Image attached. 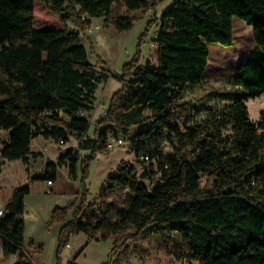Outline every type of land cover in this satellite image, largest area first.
I'll return each mask as SVG.
<instances>
[{
	"label": "trees",
	"instance_id": "1",
	"mask_svg": "<svg viewBox=\"0 0 264 264\" xmlns=\"http://www.w3.org/2000/svg\"><path fill=\"white\" fill-rule=\"evenodd\" d=\"M164 1L0 0V173L6 161L27 165L37 157L29 151L36 137L77 141L55 163L46 161L44 174L29 178L54 182L60 167L70 180L80 176L79 199L55 207L47 222L61 224L55 264L78 234L120 236L103 264L137 256L129 241L153 243L188 263L264 264V111L251 121L245 104L264 95V0H173L147 22L157 28L154 66L141 64V38L120 73L108 76L90 63L83 41L93 19L127 32ZM52 18L58 27L49 25ZM233 19L251 29L253 47L231 75L232 88L212 92L221 105L184 100L203 79L208 45H233ZM109 79L120 88L88 137L86 114L97 86ZM110 135L127 137L135 163L121 161L88 202V166L107 151ZM140 156L149 163L138 173ZM202 179L212 187L201 186ZM29 192L15 187L0 215V250L16 256L13 264H33L20 219Z\"/></svg>",
	"mask_w": 264,
	"mask_h": 264
},
{
	"label": "rangeland",
	"instance_id": "2",
	"mask_svg": "<svg viewBox=\"0 0 264 264\" xmlns=\"http://www.w3.org/2000/svg\"><path fill=\"white\" fill-rule=\"evenodd\" d=\"M173 0H165L162 5L156 7L153 11H148L144 17L136 21L133 27L123 33L115 31L112 27L107 29L102 28V19H93L90 33L87 32V40L83 41L86 50L89 54L90 63L103 74L108 76L111 74L120 73L123 64L130 61L139 45L141 64L149 63L154 66L157 61L156 48L152 42L157 30L155 25L147 28V22L151 18H159L163 7L171 3ZM158 6V5H157ZM49 25L58 27L56 18L48 21ZM93 47V54H90L89 46ZM253 47V39L251 29L242 21L233 19V45L231 47H222L217 44L208 45V65L205 70L202 81L199 84L191 85L184 93V100L190 101L192 104L199 107H209L221 105L217 98L212 95L213 91H226L232 88L230 78L242 64L248 51ZM115 84L118 83L109 79L106 84H99L95 92L96 102L93 109L86 114L89 121V129L87 136L91 137L95 128V122L101 117L104 111L107 100L116 91L113 90ZM248 117L251 121L258 120L259 112L264 111V95L255 99L246 101ZM55 141L52 140L51 147ZM77 141L70 138V141L63 147H58L55 142L57 151L61 152L66 147L75 148ZM56 150L53 152L57 154ZM79 157L82 158L86 152L80 151ZM51 155V151L49 152ZM124 161L128 164L135 163L134 155L129 148L128 142L121 146H115L103 154L96 155L88 166V176L85 180L87 190V201L93 202L97 199L100 189L105 185L106 178L115 172L116 166ZM11 162H5V178L9 186L17 187L26 185L30 189L31 197L35 201V210L30 211V217L36 222L37 228H41L43 222L47 219V209L50 205L54 207L65 206L68 203L67 194L54 195L52 190L48 189L44 181L32 180L26 177L24 171L19 169V165L12 166ZM9 167L7 168V166ZM79 183V173L77 175ZM201 186L212 187L210 180L202 179ZM55 196V197H53ZM79 199V198H78ZM29 213V211H28ZM84 236L87 249L78 255L77 264H103L107 261V257L111 247V240L120 238V236L112 237L111 239L102 241L94 238L89 239ZM69 244V243H68ZM131 250L135 249L137 256L132 255L128 258L127 264H198L178 259L170 251L164 250L153 243L139 242L126 243ZM109 247V248H107ZM64 252H67L64 249ZM135 256V257H134ZM8 259L4 257L0 251V264H7ZM66 264V262H64ZM49 264V263H47Z\"/></svg>",
	"mask_w": 264,
	"mask_h": 264
},
{
	"label": "crops",
	"instance_id": "3",
	"mask_svg": "<svg viewBox=\"0 0 264 264\" xmlns=\"http://www.w3.org/2000/svg\"><path fill=\"white\" fill-rule=\"evenodd\" d=\"M163 3L159 4L157 7H159ZM170 4L171 3L163 7L161 11H163ZM119 88H120V85L118 83L117 85L115 84V87L113 90L117 91ZM109 99L107 100V105H108ZM107 105L104 111L102 112V115L106 111ZM51 144H52L51 139H44L40 136L34 138L31 141L29 151L31 154H38V156L29 157L27 165H23L19 160L12 161L13 164L11 165L12 166L19 165L18 166L19 169L24 171L27 178L36 176L38 171L45 165L46 161H50L52 163H55L57 161V158L60 152L57 151L55 147V142L53 143L51 150H49L48 147ZM58 147H61V146H58ZM54 150H56L58 153L55 154L53 152ZM50 151H51V155H49ZM5 167L6 165L4 164L2 171L0 173V210L4 208V206L8 202L11 191L15 188L13 186H9L6 182L7 180L4 176ZM8 167L9 165L7 166V168ZM44 184L46 186L45 182ZM78 186H79L78 178L74 181L68 179L66 168L60 167L57 170L56 180L53 182L52 186H50L48 189L52 190L54 195L67 194L68 203H70L73 199L75 198L78 199L80 197V193L76 195L77 191L79 190ZM54 205L55 204L50 205L48 207L47 219L43 222V224L41 225V228H37L36 222L30 217V211L35 210V201L31 197L30 192L24 198V211H23V215L20 217V219H22L23 224H24L23 246L28 254L29 259L31 260L33 264H47V263L55 264V250L57 246V234H58V230L61 224H56L52 227H49L47 225V222L50 218V214L52 210L55 208ZM69 218H70V215L67 216L66 221ZM68 245H69V248H65L67 252H64V250L62 252L61 264H65L64 262H66V264H77L78 255L80 253L82 254V252H84L87 249V247H85L86 242H85L84 236H82V234H78V235L71 237ZM111 245H112V242H111ZM6 258L8 259L7 264H13L16 260V256H9Z\"/></svg>",
	"mask_w": 264,
	"mask_h": 264
},
{
	"label": "built area",
	"instance_id": "4",
	"mask_svg": "<svg viewBox=\"0 0 264 264\" xmlns=\"http://www.w3.org/2000/svg\"><path fill=\"white\" fill-rule=\"evenodd\" d=\"M88 32L90 33V30H88ZM105 114V112L103 113V115ZM185 117H181L179 120H176L175 123H179L181 121H184ZM125 142H127V137H123V136H108L107 137V142H106V149H111L115 146H121L123 145ZM58 146H64L62 141H58L57 143ZM148 163H149V159L146 156H140L138 158V169H136V171L138 173L142 172L145 168L148 167ZM46 172L44 166L38 171V175H42ZM49 173V171H47ZM46 187L49 188L50 186H52L53 182L51 181H46ZM2 210H0V215L2 213ZM65 248H69V245L67 244Z\"/></svg>",
	"mask_w": 264,
	"mask_h": 264
}]
</instances>
